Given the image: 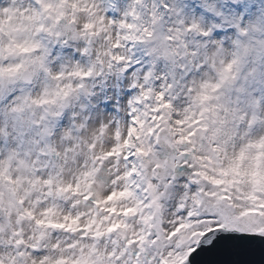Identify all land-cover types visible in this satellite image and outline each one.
I'll use <instances>...</instances> for the list:
<instances>
[{
    "label": "clouds",
    "instance_id": "obj_1",
    "mask_svg": "<svg viewBox=\"0 0 264 264\" xmlns=\"http://www.w3.org/2000/svg\"><path fill=\"white\" fill-rule=\"evenodd\" d=\"M264 240V0H0V264H190Z\"/></svg>",
    "mask_w": 264,
    "mask_h": 264
},
{
    "label": "water",
    "instance_id": "obj_2",
    "mask_svg": "<svg viewBox=\"0 0 264 264\" xmlns=\"http://www.w3.org/2000/svg\"><path fill=\"white\" fill-rule=\"evenodd\" d=\"M264 242V240H258ZM257 241H244L243 246L246 254L251 258L252 264H264V245Z\"/></svg>",
    "mask_w": 264,
    "mask_h": 264
},
{
    "label": "snow or ice",
    "instance_id": "obj_3",
    "mask_svg": "<svg viewBox=\"0 0 264 264\" xmlns=\"http://www.w3.org/2000/svg\"><path fill=\"white\" fill-rule=\"evenodd\" d=\"M248 239L247 238H234V237H230V236H220L218 238H216L212 244H211V247L209 248H203L201 247L199 250L200 252H197L195 256H191L192 259L190 260V264H194V261H197L199 255L201 253H204V252H208L210 250H213L217 247V245L221 244V243H224L226 245H229L231 247H234L238 244V242L240 241H247Z\"/></svg>",
    "mask_w": 264,
    "mask_h": 264
},
{
    "label": "bare ground",
    "instance_id": "obj_4",
    "mask_svg": "<svg viewBox=\"0 0 264 264\" xmlns=\"http://www.w3.org/2000/svg\"><path fill=\"white\" fill-rule=\"evenodd\" d=\"M221 253H223V251L225 250V248H227V246H225L224 244L223 245H221Z\"/></svg>",
    "mask_w": 264,
    "mask_h": 264
},
{
    "label": "rangeland",
    "instance_id": "obj_5",
    "mask_svg": "<svg viewBox=\"0 0 264 264\" xmlns=\"http://www.w3.org/2000/svg\"><path fill=\"white\" fill-rule=\"evenodd\" d=\"M229 263V259L227 260V264Z\"/></svg>",
    "mask_w": 264,
    "mask_h": 264
}]
</instances>
